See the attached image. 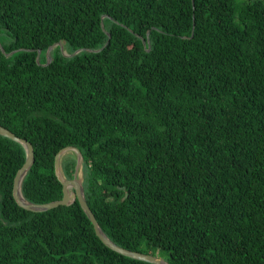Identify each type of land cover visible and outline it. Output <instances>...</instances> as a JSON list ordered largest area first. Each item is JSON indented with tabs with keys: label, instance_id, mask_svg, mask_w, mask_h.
Segmentation results:
<instances>
[{
	"label": "trees",
	"instance_id": "obj_1",
	"mask_svg": "<svg viewBox=\"0 0 264 264\" xmlns=\"http://www.w3.org/2000/svg\"><path fill=\"white\" fill-rule=\"evenodd\" d=\"M59 41L84 49L57 45L44 65ZM0 42L17 50L0 47V124L35 151L26 199L63 198L55 159L75 146L116 244L264 264V0H0ZM25 160L0 134V264H155L107 246L78 199L20 206ZM76 165L63 159L68 178Z\"/></svg>",
	"mask_w": 264,
	"mask_h": 264
},
{
	"label": "water",
	"instance_id": "obj_2",
	"mask_svg": "<svg viewBox=\"0 0 264 264\" xmlns=\"http://www.w3.org/2000/svg\"><path fill=\"white\" fill-rule=\"evenodd\" d=\"M193 2H194V0H193ZM102 27L104 28V23H102ZM106 32L108 33L109 36H111V34L108 31H106ZM143 42L145 45H148L150 48L149 32H148V38L147 39L143 38ZM57 45L60 46L61 51L65 56H74L75 54H77L78 52H80L81 50L84 49V48H80V49H77L76 51H74L73 53H68L65 50V46H64L63 41L56 42L53 45L49 46V48L47 49V51H46L47 62L43 63L44 65H47L52 61V59H53L52 51L54 50V48ZM0 47H1L2 51L6 54V56H10L14 52L17 51V50H13L11 52H6L1 42H0ZM87 50L99 51L101 49H98V50L87 49ZM37 52L38 53H37L36 60L38 63H40V56H41L42 50L38 49ZM0 134L20 142L26 150V160H25L23 166L18 170V172L16 174V177L14 180V188H13L15 200L17 201V203L20 206H22L25 209L31 210V211L43 212V211H47L49 209L58 207L60 205H70L78 199V201L81 204V207L83 208V210L85 211L87 216L90 218V220L94 224V228H95L97 235L100 237V239L107 246H109L113 250H115V251H117L123 255H126V256H129L132 258L145 260V261L155 263V264H169L168 261H166L164 258H161L157 255L146 254L143 252L130 250V249H127L125 247H122V246L116 244L104 232V230L100 226L94 212L92 211V209L90 208V206L87 202L86 195H85V187H84V173L82 172L81 175H79L77 173L78 167L80 164L82 166V171H83V156L81 154V151L77 147L66 146L63 149H61L56 155L55 169H56V174H57L59 180L63 184V190H64L63 198L59 199V200L46 202V203H35V202L29 201L28 199H26V197L24 196V194L22 192L23 180L35 162V151H34L33 144L29 140L22 138V137H19L14 132H12L10 129L6 128L5 126H3L1 124H0ZM71 150H75L78 152V154L80 156V160L78 161V164L76 165L74 177L68 178L65 175L64 169H63V154H65L67 151H71Z\"/></svg>",
	"mask_w": 264,
	"mask_h": 264
},
{
	"label": "rangeland",
	"instance_id": "obj_3",
	"mask_svg": "<svg viewBox=\"0 0 264 264\" xmlns=\"http://www.w3.org/2000/svg\"><path fill=\"white\" fill-rule=\"evenodd\" d=\"M64 158H74V159H76V161H77V164H78V161L80 160V156H79V154H78V152L77 151H75V150H71V151H67L65 154H63V159ZM83 171H82V166H81V164L79 165V167H78V174L79 175H81V173H82ZM74 175H75V173H74ZM162 258H164V257H162ZM165 259V258H164ZM166 260V259H165Z\"/></svg>",
	"mask_w": 264,
	"mask_h": 264
},
{
	"label": "flooded vegetation",
	"instance_id": "obj_4",
	"mask_svg": "<svg viewBox=\"0 0 264 264\" xmlns=\"http://www.w3.org/2000/svg\"><path fill=\"white\" fill-rule=\"evenodd\" d=\"M46 57H47V55H46Z\"/></svg>",
	"mask_w": 264,
	"mask_h": 264
}]
</instances>
